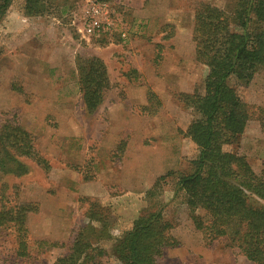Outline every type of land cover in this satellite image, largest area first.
<instances>
[{"label":"rangeland","instance_id":"rangeland-1","mask_svg":"<svg viewBox=\"0 0 264 264\" xmlns=\"http://www.w3.org/2000/svg\"><path fill=\"white\" fill-rule=\"evenodd\" d=\"M105 1L111 26L83 33V11ZM199 2L219 7L228 0H49L42 15L25 16L24 0H14L0 20V129L18 124L33 137L48 168L28 157L20 175L0 173V210L20 202L37 206L25 220L26 254L18 255L14 227L0 225V264H54L90 222L89 202L100 205L105 233L97 243L109 250L153 201L163 203L172 245L157 264H253L229 236L206 238L191 219L177 172H188L197 155L186 135L194 112L180 93L201 88L208 68L196 58L192 40ZM228 6V5H227ZM99 58L109 89L93 112L86 110L79 86V61ZM244 100L249 120L237 143L223 148L244 156L264 179V69L248 84L231 81ZM160 102L150 109L147 92ZM145 107L147 109H145ZM171 173V174H169ZM169 174L155 199L146 195L159 176ZM264 205V200H260ZM197 214L204 216L202 210ZM99 227V224L92 222ZM92 242H95L93 237ZM102 261L115 263L106 256Z\"/></svg>","mask_w":264,"mask_h":264},{"label":"trees","instance_id":"trees-1","mask_svg":"<svg viewBox=\"0 0 264 264\" xmlns=\"http://www.w3.org/2000/svg\"><path fill=\"white\" fill-rule=\"evenodd\" d=\"M14 0H0V20ZM49 0H24L25 16L42 15ZM228 5V6H227ZM219 7L199 2L194 10L192 40L196 58L208 71L201 88L180 93L179 100L194 112L186 135L196 145L197 155L190 161L188 172L175 173V191L182 193L191 219L206 238L229 236L248 261L264 264V179L256 174L244 156L223 148L237 143L249 120L246 103L232 80L248 84L256 71L264 69V0H228ZM79 61V86L87 111L93 112L102 103L109 89L107 70L97 57ZM148 107L157 109L160 102L147 92ZM145 109H147L145 107ZM264 133V110L259 114ZM21 157L48 164L34 148L32 135L18 124H5L0 129V173L20 175L25 171ZM171 174V173H169ZM159 176L146 195L155 199L169 175ZM142 212L130 230L113 240L109 250L97 244L105 233V216L100 205L89 202L86 214L90 222L80 227L68 245L38 242L39 247L60 250L54 264H157L167 245L168 222L163 217V203ZM37 206L20 202L3 206L0 225L14 227L18 238V255L26 254L25 220ZM202 210L204 216L197 214ZM92 222L99 224V227ZM95 242H92V238ZM109 256L115 263L102 261Z\"/></svg>","mask_w":264,"mask_h":264},{"label":"built area","instance_id":"built-area-1","mask_svg":"<svg viewBox=\"0 0 264 264\" xmlns=\"http://www.w3.org/2000/svg\"><path fill=\"white\" fill-rule=\"evenodd\" d=\"M109 7L105 1H95L83 11V33L93 35L96 32H105L111 26Z\"/></svg>","mask_w":264,"mask_h":264}]
</instances>
